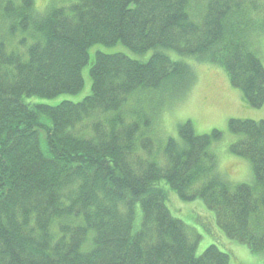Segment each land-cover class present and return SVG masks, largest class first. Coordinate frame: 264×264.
<instances>
[{
  "label": "trees",
  "instance_id": "trees-1",
  "mask_svg": "<svg viewBox=\"0 0 264 264\" xmlns=\"http://www.w3.org/2000/svg\"><path fill=\"white\" fill-rule=\"evenodd\" d=\"M248 2L200 1L191 20L186 0H51L44 11L34 0H0V264H230L216 244L196 254L200 236L171 213L163 180L184 200L200 197L228 237L264 256V196L250 192L264 191V119L229 120L239 135L230 151L250 160L254 175L230 187L214 171L210 147L222 131L200 134L188 120L161 148L152 114L129 107L165 83L188 81L186 89L192 65L165 51L213 39L208 61L223 66L249 106L261 107L264 65L253 28H233ZM254 8L260 34L264 0ZM119 40L157 53L144 63L123 52L88 54L94 43ZM87 63L92 92L82 101H25L80 91ZM201 184L209 190L195 189Z\"/></svg>",
  "mask_w": 264,
  "mask_h": 264
},
{
  "label": "rangeland",
  "instance_id": "rangeland-1",
  "mask_svg": "<svg viewBox=\"0 0 264 264\" xmlns=\"http://www.w3.org/2000/svg\"><path fill=\"white\" fill-rule=\"evenodd\" d=\"M36 7L44 11L51 0H34ZM253 45L264 65V32L253 37ZM18 43V41H17ZM105 53L123 52L133 58H141L144 54L137 55L122 43L106 45L93 44L89 47L91 59L98 52ZM150 53V52H148ZM150 54L146 55L148 59ZM193 66V76L188 83L181 86L170 82L162 89L154 93L142 94L141 100L136 104L139 110L145 105H150L155 114H152V123L156 136L162 142L168 137L178 138L179 127L186 121H191L197 133H209L213 129L222 131V137L211 143V149L216 154V171L224 177L231 186L240 183H253L254 175L250 160L233 154L230 145L235 142L239 135L229 130L231 118H250L255 120L264 119V104L261 107L249 106L240 88L233 86L223 66L193 60H187ZM84 86L77 93H61L53 97L30 96L25 101L30 104L57 105L64 100L79 102L92 92V78L90 63L82 68ZM163 94L162 102L155 96ZM149 97L155 99L149 100ZM42 119L50 124V118L42 115ZM159 145H164L160 142ZM41 147L47 151L44 134L41 133ZM167 197L166 203L171 213L183 220L186 225L200 236L196 254L200 255L211 244L229 254L230 264H264L263 253L253 252L250 247L236 239L228 237L217 224L215 212L209 209L204 201L198 197L193 200H184L166 182H160ZM140 216H138L139 218Z\"/></svg>",
  "mask_w": 264,
  "mask_h": 264
},
{
  "label": "bare ground",
  "instance_id": "bare-ground-1",
  "mask_svg": "<svg viewBox=\"0 0 264 264\" xmlns=\"http://www.w3.org/2000/svg\"><path fill=\"white\" fill-rule=\"evenodd\" d=\"M197 0H186V3H187V5H186V10H185V12H186V15H187V17H189V18H191V20H193L192 19V16L193 17H195V14L194 13H196L197 11H199L200 9H202V7H198L197 6V4H199L200 3V1H202V3L203 4H205V3H207V1L208 0H198L197 2H196ZM258 2H261V0H249V2H248V4H247V10H245V12H242V13H240L238 16H236L235 17V23L233 24V28L236 30V31H239V30H241V27L243 26V25H246V24H250L247 28H253V29H251L252 30V33H251V35H250V38L252 39L253 37H255V36H257L258 35V30H257V28H255V26L259 23V21L256 19V18H259V13L255 10V8H254V5L255 4H258ZM227 15H229V16H231L232 17V14L230 13V12H228L227 11ZM199 17L198 16H196L195 17V19H198ZM199 22H201L200 20H199ZM150 24H152L153 25V22L152 23H150ZM155 25V24H154ZM239 25V26H238ZM6 34H8L7 32H6ZM9 35V34H8ZM170 39H172V38H170ZM32 40V37H27V41L28 42H30ZM173 40V39H172ZM174 41V43L176 42L175 40H173ZM98 43H100V42H98ZM117 43H122V44H124V42L122 41V40H119ZM117 43H115V44H117ZM214 43H215V41H214V39L213 40H207L206 41V43H204L203 44V46L205 47H202V46H196L195 47V49H193V48H191V46L190 45H188V44H182L181 45V48H180V50L179 51H176V52H170V51H165V54L170 58V59H175L176 58V56L178 55V54H180L181 55V59H184L185 61H187V60H193V59H195V60H199L200 59V57H202V60H199V61H202V62H210V61H208V57H209V55L207 54L208 53V51H212L213 49H212V46H213V48L215 47V45H214ZM94 44H97V43H94ZM103 44V43H102ZM93 45V44H92ZM114 45V44H113ZM125 45V44H124ZM125 46H127V45H125ZM135 46H136V48H138L140 51L139 52H137V51H135V50H133V49H131L129 46H127L133 53H135V54H137V55H140V54H144V56L143 57H141V58H135V59H137V60H139V61H141V62H146L152 55H154L155 53H157V51L155 50V48H154V46H152V45H146V46H144V45H142V44H139V45H136L135 44ZM175 46H176V44H175ZM193 49V50H192ZM207 49V50H206ZM203 50H206V51H203ZM148 52H150V53H148ZM179 52V53H178ZM26 54V53H25ZM88 54L90 55V53H89V48H88ZM148 54H150V57L148 58V59H146L145 58V56L146 55H148ZM91 56V55H90ZM203 59H205V60H203ZM211 63H215V64H218V63H216V62H211ZM87 64H89V63H87ZM218 65H220V64H218ZM192 68H193V66H192ZM81 73H82V70H81ZM82 77H83V74H82ZM167 84H169V83H165V84H163L161 87H160V89H162L165 85H167ZM83 86H84V77H83ZM83 88V87H82ZM186 90V89H185ZM79 92V91H78ZM65 93H68V92H65ZM77 93V92H76ZM145 95H147V93H144ZM135 100H141V95H137L136 97H134L133 99H131V101L132 102H134ZM147 106L149 107V108H146L145 107V105L143 106V110L146 112V113H150V114H155V112L153 111V109L150 107V105H148V103H147ZM122 111H123V113H124V115H125V118L127 119V121H130V120H134V118L135 117H133V114L130 112V110L127 108V107H122ZM151 132H152V138L153 139H155L157 142H158V144H160V142L163 144L164 143V145L166 144V142L169 140V139H171V138H173V137H168L167 138V140L165 141V142H162L161 141V139L159 138H157L156 136H158L159 134H157V133H155L154 132V129H153V123L151 124ZM164 145H160L161 146V148H163L164 147ZM212 150V149H211ZM214 154H215V152L214 151H212ZM215 156H216V154H215ZM217 174H218V172L216 171V170H214ZM230 187H232V186H230ZM195 189H197V190H203L204 192L205 191H207V189L209 190V188H205L202 184L201 185H198V186H196V188ZM250 192L252 193V195L253 196H256V195H258V197H261V196H264V191H257L256 189H251L250 190Z\"/></svg>",
  "mask_w": 264,
  "mask_h": 264
}]
</instances>
